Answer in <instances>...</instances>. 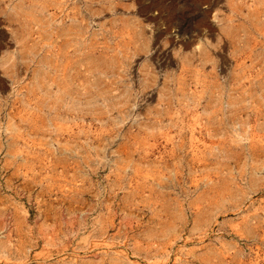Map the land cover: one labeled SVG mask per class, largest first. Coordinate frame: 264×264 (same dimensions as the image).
Listing matches in <instances>:
<instances>
[{
	"label": "rangeland",
	"instance_id": "obj_1",
	"mask_svg": "<svg viewBox=\"0 0 264 264\" xmlns=\"http://www.w3.org/2000/svg\"><path fill=\"white\" fill-rule=\"evenodd\" d=\"M0 264H264V0H0Z\"/></svg>",
	"mask_w": 264,
	"mask_h": 264
},
{
	"label": "bare ground",
	"instance_id": "obj_2",
	"mask_svg": "<svg viewBox=\"0 0 264 264\" xmlns=\"http://www.w3.org/2000/svg\"><path fill=\"white\" fill-rule=\"evenodd\" d=\"M175 115V114H174ZM177 118H176V116H175V120H176ZM179 119V118H178ZM181 119V118H180ZM179 121V120H178ZM182 129V128H181ZM181 131V130H180ZM170 136H172V134H169ZM166 136V135H165ZM166 138H168V137H166ZM169 138H171V137H169Z\"/></svg>",
	"mask_w": 264,
	"mask_h": 264
}]
</instances>
